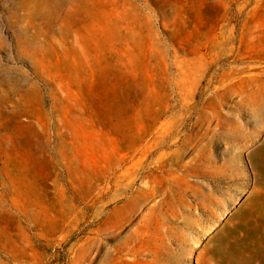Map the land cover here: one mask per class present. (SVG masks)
Wrapping results in <instances>:
<instances>
[{
  "label": "rangeland",
  "instance_id": "obj_1",
  "mask_svg": "<svg viewBox=\"0 0 264 264\" xmlns=\"http://www.w3.org/2000/svg\"><path fill=\"white\" fill-rule=\"evenodd\" d=\"M132 233L124 264H264V0H0V264Z\"/></svg>",
  "mask_w": 264,
  "mask_h": 264
},
{
  "label": "bare ground",
  "instance_id": "obj_2",
  "mask_svg": "<svg viewBox=\"0 0 264 264\" xmlns=\"http://www.w3.org/2000/svg\"><path fill=\"white\" fill-rule=\"evenodd\" d=\"M128 187H129V185H126V189L123 191V197H122L123 204L127 208L134 209V206H138L135 203L139 204L141 202V200L138 197H133L132 194L130 195L131 191L129 190ZM159 191H161V195L163 196L164 201H166L167 203L172 202L168 208L171 210V214L166 213V214L162 215V217L164 219H166V220H171V218H173L174 220L181 219V220H183L182 221L183 228L189 227L191 225H198L199 227H201V232H203V230L206 229V228H204L205 224L200 217L197 221H194V220L186 219V217H184V216L181 217L179 214H175L178 211H182L184 214L185 211L189 210L187 208V206L184 205V203L186 202V199L189 197V194H191V195L194 194L193 190H190L187 193L186 191L181 190L180 187H178L177 185H175L173 183H167ZM196 198L202 199L203 196L200 194ZM100 200H101V197H100L99 193H97L93 199V203L96 204V203L100 202ZM195 202H196V200H195ZM196 203L198 204V209L203 212L204 207L202 206V204L199 202H196ZM174 211H175V213H173ZM137 217L140 218V221L143 224L142 226L144 229L150 228L152 223H153V220L155 218H162L158 214L147 213L145 215H137L136 217L134 215H132L131 217L123 216L120 220V223L123 225V227L128 226L129 224L134 223V221L137 219ZM135 236H137L136 233H132L131 235L126 237L127 240L121 242L119 245L115 246L113 249H108V252H110V254H113L114 257L118 260V264L127 263L128 260L126 257L128 255L137 256L136 253L134 252V250L130 249L132 246H134V245H130V240H131L130 238L135 237ZM94 239L96 241H99L98 233H95ZM156 240L164 241L165 240L164 233H160L159 236H156ZM102 249H104V248L103 247H97V248L93 249V252L91 255V257H92L91 264H98L100 262V260H102V258L107 256L106 252L102 251Z\"/></svg>",
  "mask_w": 264,
  "mask_h": 264
}]
</instances>
